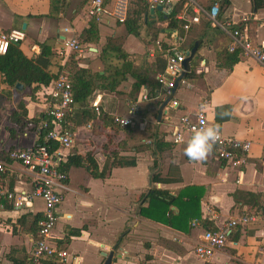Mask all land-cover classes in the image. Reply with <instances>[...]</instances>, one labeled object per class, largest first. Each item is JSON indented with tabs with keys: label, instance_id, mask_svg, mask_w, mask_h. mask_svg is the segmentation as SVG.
<instances>
[{
	"label": "crops",
	"instance_id": "crops-1",
	"mask_svg": "<svg viewBox=\"0 0 264 264\" xmlns=\"http://www.w3.org/2000/svg\"><path fill=\"white\" fill-rule=\"evenodd\" d=\"M50 1L0 0V34L21 30L24 39L17 46L27 59L35 60L43 44L61 57L64 65L72 53L64 49V41L77 39L87 26L86 1L65 0L62 11L53 16L49 14ZM181 1L174 19L185 24L191 17L190 7L189 2ZM189 1L206 12L216 5L219 21L231 23V29L253 45L264 46V9L252 10L249 0ZM171 9H153L150 14L147 8L150 24L141 28L139 37L126 34L121 24L110 20L96 23L98 42L81 45L82 54L74 57L79 68L101 71L97 53L107 37H114L134 70L150 72L156 70V55L165 64L171 51L187 53L198 43L188 62L187 78L175 87L171 101L159 115L166 97L156 83L157 74H150L135 93L131 91L133 79L126 76L115 91L95 89L91 94L87 108L97 106L109 118L72 128V146L60 151V159L64 163L69 155H87L96 174L102 175L95 178L84 166L66 169L56 224L49 236L50 245L65 253L63 264H102L101 254L109 252L113 253L111 264H205L193 252L201 244L202 233L242 215L255 216L256 220L232 229L211 261L264 264L260 242L264 235V69L239 54L231 66L223 62L231 33L212 28L206 17L200 16L199 22L189 24L187 30L168 28ZM165 30H175L176 34L162 32ZM150 36L153 41L148 44ZM2 80L0 76V164L5 173L0 174V188L29 196L33 175L9 161L6 154L33 141L32 124L28 123L36 121L43 111L37 96L45 85H21L18 90L8 88ZM141 95L148 100L138 103L130 126L113 124V117H127L129 106ZM202 105L206 106L202 111L208 127L250 143L240 166L219 161L213 150L204 161L189 162L183 150L191 135L184 133L182 143L172 141L178 119L192 116ZM220 106L230 107V118L216 123L214 109ZM76 109L74 106L72 112ZM12 114H19L28 125L20 130ZM114 159L133 165L120 166ZM152 177L158 181L151 183ZM152 187L179 196V203L198 200V205H169L164 212L156 211L142 200ZM42 211L43 203L38 198L27 199L15 210L0 195V264L28 261L36 238L34 221ZM72 231L77 234L71 235Z\"/></svg>",
	"mask_w": 264,
	"mask_h": 264
},
{
	"label": "built area",
	"instance_id": "built-area-1",
	"mask_svg": "<svg viewBox=\"0 0 264 264\" xmlns=\"http://www.w3.org/2000/svg\"><path fill=\"white\" fill-rule=\"evenodd\" d=\"M85 17L95 23H103V21H112L114 24H122L125 19L127 0H85ZM146 4L148 9H155L160 6L164 10H170L176 1L180 0H137ZM189 2L191 17L182 26L183 30L189 28V24H197L200 16L206 17L212 28L219 29L231 33V42L226 51L238 54L244 58L251 59L264 69V46L253 45L237 30L231 29V23L228 21L218 20V8L216 5L209 7L207 12L202 7ZM179 19V18H178ZM24 39V33L21 30H11L0 34V55H4L8 45L20 43ZM64 49L80 56L83 52L76 38H69L64 41ZM187 55L184 52L168 53L166 56L165 67L161 74L156 76V83L162 90L164 97H168L170 92L184 80L182 76L185 71L183 62ZM44 105L41 114L44 118L30 127L33 130V141L31 144L22 149L11 150L6 154L9 161L18 163L33 175L31 182V191L27 195H14L4 192L0 188V195L11 202L12 208L19 210L27 199L38 198L43 203V211L36 221L35 241L31 254L32 262L42 257H52L60 261H64L65 253L58 251L50 245L49 236L56 224V209L61 203L60 191L63 189L62 184L65 177L57 169L60 159V151H67L72 146V133L67 127H70L67 117L72 115L73 98L70 84L63 77H58L43 86L40 95ZM146 95H141L137 102L129 106L127 117H113L112 122L119 128L130 126L135 118L137 105L139 102H147ZM93 111L98 115V107L93 106ZM208 127L206 117L202 110H198L192 116L184 115L178 119V130L173 134L172 141L180 143L179 138H183V134L192 135L193 128ZM88 128V127H87ZM45 134L41 135L40 133ZM42 136L43 144H38L39 137ZM46 141V143H45ZM48 143L56 144V149L49 150ZM250 149V143L227 137L222 134L213 147L215 157L231 166H240L244 163L245 157ZM60 159V160H59ZM5 173L4 167L0 164V174ZM256 220L255 216L242 215L236 219L224 222L215 230H206L200 236L201 244L197 245L193 252L194 255L205 264H214L211 261L213 252L222 248L232 229L237 225H245ZM262 254L264 258V235L261 238Z\"/></svg>",
	"mask_w": 264,
	"mask_h": 264
},
{
	"label": "trees",
	"instance_id": "trees-1",
	"mask_svg": "<svg viewBox=\"0 0 264 264\" xmlns=\"http://www.w3.org/2000/svg\"><path fill=\"white\" fill-rule=\"evenodd\" d=\"M252 6V10L264 9V0H249ZM181 0L177 4L173 5L171 12L167 16V27L170 29L180 30L183 23H177L174 19L175 14L178 12L181 6ZM226 3V0L224 1ZM65 0H51L50 1V16L56 15L62 11L65 6ZM149 16L147 15L146 4L137 0H127V8L124 22L121 24L124 27L126 34L134 37H139L140 30L142 27L149 25ZM208 25L209 22L207 21ZM77 41L81 45H91L98 42L97 25L95 22L88 20L87 26L81 30L77 37ZM120 41L114 37H107L105 42L100 47L97 58L102 64L101 71H91L89 68H79L77 63L78 59H74L75 56H70L64 65H61L62 58L51 52L50 47L41 44L40 54L35 60L31 61L27 59L18 46L8 45L4 55H0V76L3 78L2 82L10 89H15V85L20 84L24 88L29 87L31 84L47 85L50 81L57 79L61 76L62 72H66V81L70 84L72 90L73 107L76 106L78 109L72 112L70 117H67L70 127H67L71 132L76 126L93 124L94 121L101 119L102 117L108 119V116L102 115L98 111L96 116L95 112L87 108L88 99L95 89L102 91L113 92L117 86L125 80L126 76L133 79L131 85V91L137 92L140 86L146 84L148 76L150 74H161L164 69V62L158 55L155 59L156 70L145 72L136 71L132 67L131 62L128 61V55L123 53L120 49ZM162 48L164 46L162 45ZM164 52V51H162ZM238 51L233 53H225L222 57L223 62L228 65L234 64L237 59ZM159 58V59H158ZM159 62L162 64L159 65ZM188 73V72H187ZM187 73H184L182 79L187 78ZM155 75V76H157ZM83 109V110H82ZM227 113V115H223ZM24 116V115H23ZM15 117L20 130H23L28 124H36L38 121L44 118L43 114H40L36 121L26 123L25 120L20 118L19 114H12V120ZM230 118V107L220 106L214 109V119L216 123L225 122ZM111 121V119H110ZM27 124V125H26ZM31 131H33L30 128ZM45 134L44 132L40 133ZM38 144H43L42 136L39 137ZM46 143V141H45ZM49 150L53 151L56 149V144L48 143ZM120 166H132L133 162L123 161L120 159H114ZM84 166L89 174L95 178L101 177V173L96 174V169L93 162L89 161L86 157L81 158L78 155H69L66 161L59 162L57 169L60 173L66 177V169L69 166ZM158 181L157 178L152 177L151 183ZM198 198V197H197ZM142 200H146L148 206L152 205L156 211L164 212L167 210L169 205H198V200L194 203L191 201L180 202L179 196L172 197L164 194L153 187L150 188L146 194L142 197ZM191 202V204H190ZM36 225V220L34 221ZM71 235L77 234V231L70 232ZM13 264H32V258L28 261H13ZM37 264H63L62 261L52 257L42 256L37 260Z\"/></svg>",
	"mask_w": 264,
	"mask_h": 264
},
{
	"label": "clouds",
	"instance_id": "clouds-1",
	"mask_svg": "<svg viewBox=\"0 0 264 264\" xmlns=\"http://www.w3.org/2000/svg\"><path fill=\"white\" fill-rule=\"evenodd\" d=\"M205 107L202 105L201 110H204ZM223 115H227V113ZM219 135L220 132L217 127L193 128L191 138L187 141L183 150L184 156L192 163L204 161L212 152ZM179 142H183L182 137L179 138Z\"/></svg>",
	"mask_w": 264,
	"mask_h": 264
},
{
	"label": "water",
	"instance_id": "water-1",
	"mask_svg": "<svg viewBox=\"0 0 264 264\" xmlns=\"http://www.w3.org/2000/svg\"><path fill=\"white\" fill-rule=\"evenodd\" d=\"M154 11L156 12H161L162 11V8L160 6H156ZM154 11L152 9L149 10V13L150 14H153ZM22 30L24 29V27L21 28ZM162 32H165V33H168V34H172V35H175L176 34V31L175 30H165V31H162ZM15 46H17V44H14ZM197 45L198 43H194L193 47L190 49V51H188L186 53L187 57L186 59L184 60L183 62V68L185 71H188V62L192 59V57L194 56V53L196 52V49H197ZM15 89H18L20 90L21 89V85L17 84L15 85ZM175 88L170 92V95L165 99V101L162 103V105L160 106L159 108V111H158V115L160 114L161 110L163 109V107L165 105H167L171 99H172V96H173V92H174ZM101 256L104 258V261L102 264H111L112 262V256H113V253L112 252H109L108 254H105V253H102Z\"/></svg>",
	"mask_w": 264,
	"mask_h": 264
},
{
	"label": "rangeland",
	"instance_id": "rangeland-1",
	"mask_svg": "<svg viewBox=\"0 0 264 264\" xmlns=\"http://www.w3.org/2000/svg\"><path fill=\"white\" fill-rule=\"evenodd\" d=\"M151 41H153V38H152V36H150V37H149V40H148V42H147V43L149 44ZM68 53H70V52H68ZM69 56H75V54H74V53H73V54H72V53H70V55H69ZM66 74H67L66 72H62L60 77H66Z\"/></svg>",
	"mask_w": 264,
	"mask_h": 264
}]
</instances>
